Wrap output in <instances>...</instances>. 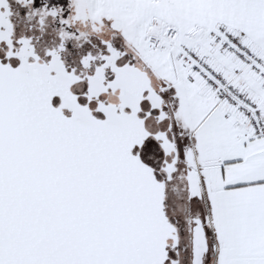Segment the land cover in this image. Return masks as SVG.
<instances>
[{
  "label": "snow or ice",
  "instance_id": "1",
  "mask_svg": "<svg viewBox=\"0 0 264 264\" xmlns=\"http://www.w3.org/2000/svg\"><path fill=\"white\" fill-rule=\"evenodd\" d=\"M0 264H264V0H0Z\"/></svg>",
  "mask_w": 264,
  "mask_h": 264
}]
</instances>
